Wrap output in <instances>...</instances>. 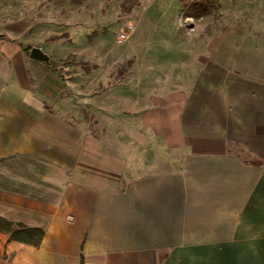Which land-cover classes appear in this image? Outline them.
Returning a JSON list of instances; mask_svg holds the SVG:
<instances>
[{
	"label": "crops",
	"instance_id": "0c3cea01",
	"mask_svg": "<svg viewBox=\"0 0 264 264\" xmlns=\"http://www.w3.org/2000/svg\"><path fill=\"white\" fill-rule=\"evenodd\" d=\"M142 1L97 136L32 85L48 65L25 50L23 0H0V217L43 231L0 230V264H264V0L217 31L178 23L183 0Z\"/></svg>",
	"mask_w": 264,
	"mask_h": 264
},
{
	"label": "rangeland",
	"instance_id": "374dc122",
	"mask_svg": "<svg viewBox=\"0 0 264 264\" xmlns=\"http://www.w3.org/2000/svg\"><path fill=\"white\" fill-rule=\"evenodd\" d=\"M142 0H23L24 41L37 45L49 55L46 68L33 70L37 89L54 87L59 102L86 120L101 121L100 126L88 127L99 134L109 127L114 111V91L125 90L127 73L133 62L131 39L135 22L132 9L142 7ZM240 0L180 1L178 23L195 20L222 29L225 23H235ZM15 0H5L7 8H19ZM159 7V1H145ZM9 19L14 16L8 15ZM188 19H191L188 21ZM127 25H132L127 29ZM190 28V26H189ZM126 31L122 41L117 35ZM144 55V54H143ZM147 57H151L146 52ZM42 79V80H41ZM114 114V112H113Z\"/></svg>",
	"mask_w": 264,
	"mask_h": 264
},
{
	"label": "trees",
	"instance_id": "16d2710c",
	"mask_svg": "<svg viewBox=\"0 0 264 264\" xmlns=\"http://www.w3.org/2000/svg\"><path fill=\"white\" fill-rule=\"evenodd\" d=\"M26 51L29 48H25ZM0 230L8 232L11 239L21 240L31 244H38L42 238L43 231L38 227H30L20 223H12L0 217Z\"/></svg>",
	"mask_w": 264,
	"mask_h": 264
},
{
	"label": "water",
	"instance_id": "95a60500",
	"mask_svg": "<svg viewBox=\"0 0 264 264\" xmlns=\"http://www.w3.org/2000/svg\"><path fill=\"white\" fill-rule=\"evenodd\" d=\"M29 57L39 60L46 65H49V55L46 51L42 50L39 46H32L29 49Z\"/></svg>",
	"mask_w": 264,
	"mask_h": 264
},
{
	"label": "built area",
	"instance_id": "2783aa9c",
	"mask_svg": "<svg viewBox=\"0 0 264 264\" xmlns=\"http://www.w3.org/2000/svg\"><path fill=\"white\" fill-rule=\"evenodd\" d=\"M132 28V25H127V29L129 30V29H131ZM126 31H124V30H122L118 35H117V40L118 41H122L124 38H125V36H126Z\"/></svg>",
	"mask_w": 264,
	"mask_h": 264
}]
</instances>
